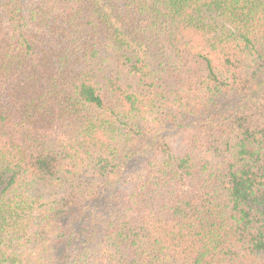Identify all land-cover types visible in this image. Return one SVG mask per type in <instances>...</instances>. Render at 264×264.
Wrapping results in <instances>:
<instances>
[{
  "label": "trees",
  "instance_id": "16d2710c",
  "mask_svg": "<svg viewBox=\"0 0 264 264\" xmlns=\"http://www.w3.org/2000/svg\"><path fill=\"white\" fill-rule=\"evenodd\" d=\"M0 264H264V0H0Z\"/></svg>",
  "mask_w": 264,
  "mask_h": 264
}]
</instances>
